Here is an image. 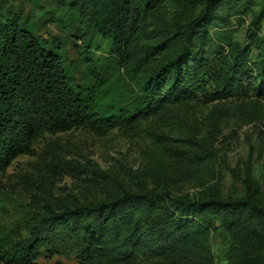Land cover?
I'll return each mask as SVG.
<instances>
[{
  "label": "trees",
  "instance_id": "obj_1",
  "mask_svg": "<svg viewBox=\"0 0 264 264\" xmlns=\"http://www.w3.org/2000/svg\"><path fill=\"white\" fill-rule=\"evenodd\" d=\"M59 2L68 13L65 32L95 85L76 83L66 57L25 27L11 0H0V173L46 134L86 128L102 135L120 127L143 133L151 175L205 184L214 177L215 114L264 122V0H200L197 14L183 22H168V0ZM248 16L242 45L234 27ZM94 35L109 46L118 70L136 81L135 107L99 102L98 87L107 84L109 91L110 84L99 73ZM61 163L54 155L49 167L59 170ZM57 203L42 206L28 240L0 250V261L38 264L46 254L77 264H214L212 235L240 231L252 217L264 220V206L249 197L184 201L169 192L123 190L96 203ZM232 264H264V252Z\"/></svg>",
  "mask_w": 264,
  "mask_h": 264
},
{
  "label": "rangeland",
  "instance_id": "obj_2",
  "mask_svg": "<svg viewBox=\"0 0 264 264\" xmlns=\"http://www.w3.org/2000/svg\"><path fill=\"white\" fill-rule=\"evenodd\" d=\"M199 2L168 0L165 6L168 22L175 17L181 22L193 18L200 10ZM11 4L14 10L21 11L27 29L46 39L66 57L76 83L82 87L95 85L93 71L78 55L72 33L65 32L68 13L59 0H11ZM251 20L248 16L243 25H235L236 42L246 44ZM92 42V48L97 47L94 57L101 66L99 73L110 84L109 91L107 84L104 89L98 87L102 92L99 102L135 107L139 100L135 98L136 81L118 70L110 57L109 46L99 36L94 35ZM118 93H122L121 97H117ZM210 110L206 113L210 114ZM213 118L217 127L212 142L216 154L212 164L214 177L205 184L178 175H151L147 165L149 143L143 133H129L115 127L100 135L77 128L39 138L29 154L17 157L0 173V250L9 253L16 244L28 240L31 220L45 204L96 203L123 190L169 192L184 201L207 200L214 195L226 202L249 197L256 205L264 206V122L245 124L222 111ZM54 155L62 159L59 170L49 167ZM244 224L240 231L212 235L210 249L214 264H232L240 255L264 252V220L252 217ZM36 262L77 264L73 257L46 254Z\"/></svg>",
  "mask_w": 264,
  "mask_h": 264
}]
</instances>
